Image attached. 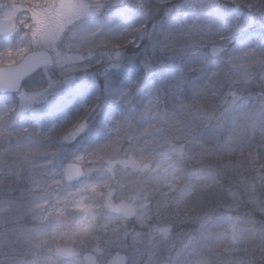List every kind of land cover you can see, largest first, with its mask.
<instances>
[{
    "label": "snow or ice",
    "instance_id": "6c2138e0",
    "mask_svg": "<svg viewBox=\"0 0 264 264\" xmlns=\"http://www.w3.org/2000/svg\"><path fill=\"white\" fill-rule=\"evenodd\" d=\"M0 264H264V0H0Z\"/></svg>",
    "mask_w": 264,
    "mask_h": 264
}]
</instances>
